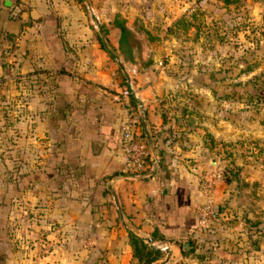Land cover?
<instances>
[{
  "label": "crops",
  "instance_id": "0c3cea01",
  "mask_svg": "<svg viewBox=\"0 0 264 264\" xmlns=\"http://www.w3.org/2000/svg\"><path fill=\"white\" fill-rule=\"evenodd\" d=\"M230 1L149 0L167 24L225 17ZM245 1L247 14L258 12L259 0ZM123 41L115 25L91 29L80 0H0V95L15 98L20 84L23 92L22 137L0 158V264H246L250 252L229 246L237 221L204 229L196 218L197 172L217 164L202 133L222 139L233 128L221 110L173 107L170 76L138 71L120 54ZM151 49L175 65L170 47ZM131 53L137 59L135 46ZM129 77L133 89L119 97ZM127 117L157 156L140 174L123 169L118 129Z\"/></svg>",
  "mask_w": 264,
  "mask_h": 264
},
{
  "label": "rangeland",
  "instance_id": "374dc122",
  "mask_svg": "<svg viewBox=\"0 0 264 264\" xmlns=\"http://www.w3.org/2000/svg\"><path fill=\"white\" fill-rule=\"evenodd\" d=\"M259 2L254 14H247L245 0H231L225 17L207 18L199 13L191 18L180 16L167 24L155 17L149 0H80L87 25L97 32L103 33L107 24L114 26L116 14L122 19L128 31L118 47L120 54L131 62L138 61V71L156 73L161 69L168 74L172 80L170 99L176 100L173 107L192 111L206 107L212 113L221 110L228 131L233 128L232 134L222 139H214L210 132L202 133L210 158L217 164L206 163L199 171L219 172L215 186L226 192L224 198H217L214 192L217 222L229 225L237 221L233 231L238 235L229 237V246L250 252L249 258H244L246 264H264V0ZM134 46L137 59L131 53ZM152 46L170 47L175 65H164L168 57L163 49L159 61L153 59ZM144 51L149 55L143 56ZM154 62L158 67L149 65ZM186 77L188 81H184ZM132 79L128 78L133 89ZM20 85L15 98L0 95V158L22 137L16 127L23 117ZM204 91L213 99L203 100L199 92ZM7 106H13L14 115ZM185 119L191 124L195 120L192 114ZM6 166L4 161L0 171ZM20 166L16 162V169Z\"/></svg>",
  "mask_w": 264,
  "mask_h": 264
},
{
  "label": "built area",
  "instance_id": "2783aa9c",
  "mask_svg": "<svg viewBox=\"0 0 264 264\" xmlns=\"http://www.w3.org/2000/svg\"><path fill=\"white\" fill-rule=\"evenodd\" d=\"M97 21V17L94 16ZM132 90L129 80L125 87L120 91L119 97L127 96ZM119 149L123 156V169L129 173L140 174L146 169H152L157 164V156L148 153L147 143L135 131L134 121L127 117L119 124L118 129ZM220 174L216 169L199 171L197 175V184L202 193V202L196 208L197 223L204 229H210L217 223L218 209L214 200V186L219 179ZM91 264H109L101 259L99 263Z\"/></svg>",
  "mask_w": 264,
  "mask_h": 264
},
{
  "label": "trees",
  "instance_id": "16d2710c",
  "mask_svg": "<svg viewBox=\"0 0 264 264\" xmlns=\"http://www.w3.org/2000/svg\"><path fill=\"white\" fill-rule=\"evenodd\" d=\"M262 21L264 23V15H262ZM112 23L117 26L120 29L122 38H124V34L127 33L128 29L126 28V26L124 25L122 19L118 18V15L116 14L112 20ZM131 97V96H130ZM42 175L40 172L36 171L33 173V178L35 177H39L40 175ZM154 252H158V250L156 248L153 249Z\"/></svg>",
  "mask_w": 264,
  "mask_h": 264
},
{
  "label": "water",
  "instance_id": "95a60500",
  "mask_svg": "<svg viewBox=\"0 0 264 264\" xmlns=\"http://www.w3.org/2000/svg\"><path fill=\"white\" fill-rule=\"evenodd\" d=\"M149 143H150V141H149ZM153 154H155V153H153ZM151 238H148V240H150ZM159 249H162V250H167V247L166 246H161V247H158Z\"/></svg>",
  "mask_w": 264,
  "mask_h": 264
}]
</instances>
